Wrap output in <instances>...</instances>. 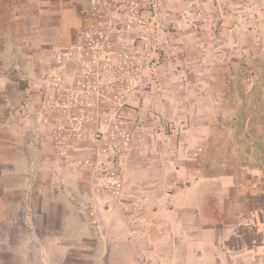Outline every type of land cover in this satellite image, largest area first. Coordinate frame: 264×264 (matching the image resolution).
<instances>
[{
    "label": "rangeland",
    "instance_id": "rangeland-1",
    "mask_svg": "<svg viewBox=\"0 0 264 264\" xmlns=\"http://www.w3.org/2000/svg\"><path fill=\"white\" fill-rule=\"evenodd\" d=\"M38 1L49 14L30 22L0 9V78L11 80L0 159L20 160L17 177L0 166V237L22 242L0 246V264H173L158 256L201 238L207 208L190 203L220 191L205 180L225 172V142L239 143L223 130L228 107L264 97L253 61L264 0ZM67 8L76 29L58 20ZM210 205L223 221L225 202Z\"/></svg>",
    "mask_w": 264,
    "mask_h": 264
},
{
    "label": "crops",
    "instance_id": "crops-1",
    "mask_svg": "<svg viewBox=\"0 0 264 264\" xmlns=\"http://www.w3.org/2000/svg\"><path fill=\"white\" fill-rule=\"evenodd\" d=\"M38 0H0V9H4L7 13V21L19 23L25 22L32 10L36 15L46 16L49 14L46 10H39L41 6ZM22 7L23 13L17 12ZM16 9V11H15ZM59 22L66 24L73 22V26H80L79 14L75 9L67 8L57 12ZM2 19V16L0 15ZM261 32L257 39L259 47L254 53L255 65L258 67V79L256 86L264 90V23L260 26ZM10 68V67H9ZM11 80L0 78V97L7 100V90L10 87ZM251 86V85H249ZM258 102H252L240 96H236L229 108V114L232 128L228 130L224 128L225 135L236 136L239 143L230 145V153H226L225 162H219L225 167V172L217 176L207 178L206 183H216L220 191L209 192L203 194L197 191L196 200H200L199 205L190 203L191 212L200 215L202 203L204 200L206 216L200 218L197 222L199 227L196 231H202L201 238L179 239V244L183 248H189L186 254H175L172 257L170 252L159 255L158 259L171 261L173 264H264V97L257 98ZM226 129V130H225ZM205 136L207 132H204ZM228 138V137H227ZM199 144L204 143L203 135L197 139ZM7 147L15 148L17 142H9ZM241 144V147H240ZM234 145V146H233ZM192 148V146H190ZM194 147V146H193ZM253 149V155L244 153L239 154L243 150ZM20 160L14 158L0 159V166L4 168L6 165L12 167L9 170V177H17ZM5 172V171H3ZM5 176V173H2ZM1 176V174H0ZM194 178L195 175H191ZM200 176H198L199 178ZM202 179H198L200 183ZM15 197H13L14 199ZM213 199L225 202V210L223 211V221L214 218L215 210L211 207L210 202ZM8 199L5 192H0V232L4 227L7 215L10 210L6 207ZM186 207V206H184ZM196 227V226H195ZM243 231H250L258 238L245 239ZM7 243V244H6ZM178 243V242H174ZM22 242L18 244L5 240L0 237V246H10L19 248ZM193 248L201 249L202 253L196 252L195 260L191 263V254ZM14 253H19L14 250ZM17 254L15 257H18ZM21 252L19 253V255ZM37 260V259H36ZM1 262V260H0Z\"/></svg>",
    "mask_w": 264,
    "mask_h": 264
}]
</instances>
